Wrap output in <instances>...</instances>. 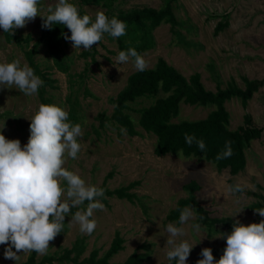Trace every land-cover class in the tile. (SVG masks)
Instances as JSON below:
<instances>
[{
	"label": "rangeland",
	"instance_id": "obj_1",
	"mask_svg": "<svg viewBox=\"0 0 264 264\" xmlns=\"http://www.w3.org/2000/svg\"><path fill=\"white\" fill-rule=\"evenodd\" d=\"M78 9H83L95 20L96 13L102 11L108 18L119 9L143 8L145 6L160 8L164 0H116L111 9L103 4H83L82 0H69ZM58 0H40L38 7L44 15L48 7L55 8ZM176 16L182 22L177 26L181 36L175 34L171 23H162L153 31L155 46L142 52L141 56L149 67H155L159 57L165 58L187 78L196 72L206 89L216 92L218 87L226 89L231 82L245 88L244 77L264 79V0H177ZM41 17L37 16L23 28L13 32L26 37L31 35L28 43L6 40L4 30L0 28V63L20 60L21 67L29 66L26 51L33 49L41 35ZM228 20V26L215 32L218 22ZM68 72L56 67L45 41L38 45L34 59L41 70L49 73L54 85L38 89L33 96H25L13 85L11 88L0 85V133L6 139H19L21 147L27 144L30 136V119L41 103L55 104L68 113V122L80 124L83 136L78 138L81 150L77 159L65 156L64 167L77 173L87 184L111 190L129 186L135 193L133 200L120 199L114 195L98 198L105 205V210H96L92 219L97 227L91 235L82 234L78 224H69L71 215L78 208H72L70 216L65 217L66 226L62 233L49 243L47 254H37V260L44 259L47 264H75L71 260H62L60 256L66 249H72L83 242L84 250L79 260L87 258L98 249L102 257L110 248L117 232L124 238V249L115 254L110 261L121 263L129 255L138 251L149 253L150 258L142 264H171L166 253L169 223L184 227L186 235L178 237L177 242L187 240L194 245L186 264H197L203 248L226 245V240L213 239L230 233L223 224L215 225L216 232L210 234L207 225L198 222L199 213L194 205L196 220L180 225L178 220L168 218L178 201L190 195L186 185L197 182L195 197L210 217L226 218L230 224L236 220L245 226L258 218L251 208V203L258 200L254 192L264 195V85L256 91L246 104L239 97L225 102L230 112V128L235 129L244 123L245 115L252 116L255 125L263 127L260 138L246 145V167L233 175L229 168L219 170L215 163L205 157L184 156L181 153H167L158 156L155 153L157 137L147 133L138 124L136 128L141 135L132 136L121 127L114 125L111 115L114 105L111 101L125 87L130 74L135 72L132 60L118 64L116 57L120 52L115 39L104 34L99 44H94L95 54L83 56L81 49H74L72 42L63 43ZM92 58H95L92 60ZM39 77V76H38ZM43 90V91H42ZM160 95H164L161 93ZM140 100V99H139ZM152 98H142L134 107L149 106ZM214 105L196 106L181 103L179 116L174 121L199 120L205 118ZM76 116L74 120V116ZM104 113L103 121L100 114ZM135 119L138 113L132 114ZM112 119V120H111ZM112 174V175H110ZM240 184L249 195L244 193L226 194L228 185ZM66 187V183H62ZM104 189V188H103ZM239 199L240 203L235 201ZM87 201L82 208L86 209ZM184 207V208H186ZM238 210H243L236 214ZM202 225L199 233L191 224ZM146 245L147 247H145ZM7 245H0V264H21L27 261L29 253L22 251L18 261L4 258ZM13 251H16L13 248ZM76 252L69 254L73 257ZM54 256L49 262L47 256Z\"/></svg>",
	"mask_w": 264,
	"mask_h": 264
},
{
	"label": "clouds",
	"instance_id": "obj_2",
	"mask_svg": "<svg viewBox=\"0 0 264 264\" xmlns=\"http://www.w3.org/2000/svg\"><path fill=\"white\" fill-rule=\"evenodd\" d=\"M40 0H0V28L4 32H13L23 28L37 16L42 18V29L51 30L54 25L66 26L71 35L62 34L72 42L74 49L84 51L99 44L105 33L113 38L127 34V24L115 16L111 19L104 12L98 11L95 20L84 14L69 0H58L55 8L48 7L44 15L38 7ZM132 60L136 71L143 72L148 62L138 54L135 48L120 51L116 57L118 64ZM43 80L34 74L33 68L20 60L0 63V85L11 88L13 85L25 96H33L43 85ZM113 107H116L115 105ZM69 113L55 104H43L30 119V136L26 145L21 147L19 139H6L0 133V245H7L4 258L18 261L19 252L45 255L49 243L63 231L66 216L72 208H78L71 215L69 224H78L82 234L91 235L97 227L92 219L96 210L104 211L105 205L98 198L104 197V189L85 182L80 175L67 170L65 156L77 159L81 150L78 138L83 136L80 124L68 122ZM126 130L121 128V132ZM185 141L191 146L197 145L200 152H205L203 139L185 133ZM233 155L231 141L225 142V150L217 154L221 160ZM66 183V187H62ZM240 185H228L226 194L243 192ZM87 201L86 209L81 206ZM236 204L240 200L235 201ZM243 210H238L235 215ZM264 217V208L255 210ZM192 206L184 208L178 223L186 225L196 220ZM199 219L203 220L201 216ZM202 225L191 224L199 233ZM169 246L166 258L176 264H186L194 245L187 240L177 242L178 237L186 235L184 227L173 223L166 226ZM213 239L226 240V247L218 261H214L211 248H203V257L197 264H264V220L247 226L236 220L228 234L213 236ZM15 248L16 251H13Z\"/></svg>",
	"mask_w": 264,
	"mask_h": 264
},
{
	"label": "trees",
	"instance_id": "obj_3",
	"mask_svg": "<svg viewBox=\"0 0 264 264\" xmlns=\"http://www.w3.org/2000/svg\"><path fill=\"white\" fill-rule=\"evenodd\" d=\"M164 1L165 4L160 8L145 6L143 8L119 9L117 13H111L109 19L115 16L119 20L126 22L127 34L119 38H113L109 34H105L110 39L117 41L120 51L135 48L140 55L143 51L155 46L153 31L163 22L171 23L173 32L181 36L180 31L176 29L182 23L175 13L177 0ZM82 2L83 4H103L111 9L116 0H82ZM70 3L74 4L71 1ZM78 11L81 16L84 14L89 15L82 8L78 9ZM41 24L42 19L40 22L41 35L38 42L33 49L27 50L26 54L29 66L33 68L34 74L43 80L42 86L45 91L46 85L53 86L55 80L50 77L49 73L41 70L38 62L34 59L38 45L45 41L56 67L63 72H68L69 65L65 61L62 46L63 43L67 44V41L62 34L70 36L71 33L63 25H54L51 30H47L42 29ZM226 26H228V20L225 19L218 22L215 32L218 33ZM4 34L6 40L9 42L16 40L22 44V42L28 43L31 39V35L23 37L11 31L4 32ZM95 52V47L92 46L91 49L82 51L81 54L83 56L93 55L94 57ZM94 59L92 58V60ZM200 75V73L196 72L187 78L175 66L169 64L165 58L159 57L155 67L147 68L143 72L135 71L130 74L125 87L115 98L111 99L113 105L116 106L111 118L114 120V125L124 128L132 136L141 135V131L136 128L137 124L147 133H154L157 137L155 153L158 156H163L167 153H181L187 157L203 156L207 161L215 163L219 170L229 168L230 172L235 175L246 167V145H249L252 140L261 137L263 127L255 125L252 116L246 114L244 123L235 129H231L230 112L226 108L225 102L236 96L241 98L243 103L246 104L253 97L254 93L264 85V79L253 80L244 77L245 88L238 87L234 82H231L226 89L218 87V90L214 92L206 89ZM161 93L164 95H160ZM142 98H152L153 103L149 106L134 107L133 104L140 103ZM183 102L196 106L214 105L215 109L203 119L174 121V118L179 116L181 103ZM44 104H48L47 101ZM133 113L139 114L137 119L134 118ZM71 115L74 116L75 120L76 116L73 112ZM99 116L103 121L105 117L104 113H101ZM185 133L194 135L197 139H203L206 145L205 152H200L195 143L189 146L184 138ZM226 141H231L233 155L229 158L217 160V154L225 150ZM136 183L133 182L129 186L115 190L108 189L104 183L102 188H104V195L115 194L120 199L133 200L136 194L130 193L129 190ZM186 187L190 195L178 201L177 207L171 210L168 218L172 221H179L180 213L184 207L192 204L199 213V217L202 216L204 218L201 220L198 217V222H204L210 234L216 232L215 225L218 223L223 224L231 232L233 225L226 218L210 217L209 211L197 202L195 197V191L199 188L197 182H191ZM240 193L249 195V191L245 189ZM253 196L257 197L258 200L251 204V208L253 210L264 208V197L255 192ZM260 198L262 199L260 200ZM64 223L63 228L66 226V221ZM123 242L124 238L117 232L110 248L102 257H98V249H95L87 258L79 260L80 254L85 248L83 242H81L77 243L72 249H66L64 254L60 256V259L64 260L66 258L65 260H71L75 264H142L150 258L148 252L140 253L134 251L121 263L111 262L110 259L120 250L124 249ZM144 246L147 247L146 245ZM225 247L226 245L222 244L220 247L212 250L214 261L220 259ZM73 252H76V254L73 257L69 256ZM46 258L49 262H52L55 257L50 255ZM21 264H47V262L44 259L38 261L37 253L32 251L27 261ZM171 264H176V261L172 260Z\"/></svg>",
	"mask_w": 264,
	"mask_h": 264
},
{
	"label": "crops",
	"instance_id": "obj_4",
	"mask_svg": "<svg viewBox=\"0 0 264 264\" xmlns=\"http://www.w3.org/2000/svg\"><path fill=\"white\" fill-rule=\"evenodd\" d=\"M254 140H256V139H254ZM256 194H258V195H260L261 197H264V195L263 194H259V193H257V192H255ZM262 198H260V200H261ZM264 203V202H263ZM252 204V203H251ZM255 211V210H254ZM258 218L256 219V221L255 222H260L262 219H264V217H261V216H257ZM254 222V223H255Z\"/></svg>",
	"mask_w": 264,
	"mask_h": 264
}]
</instances>
